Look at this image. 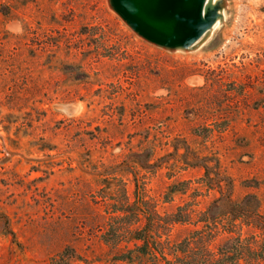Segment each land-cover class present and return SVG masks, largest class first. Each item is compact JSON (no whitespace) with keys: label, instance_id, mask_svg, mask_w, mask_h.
Masks as SVG:
<instances>
[{"label":"rangeland","instance_id":"1","mask_svg":"<svg viewBox=\"0 0 264 264\" xmlns=\"http://www.w3.org/2000/svg\"><path fill=\"white\" fill-rule=\"evenodd\" d=\"M224 2L167 50L107 0H0V264H137L117 259L134 197L194 216L256 197L241 233L263 249L264 0Z\"/></svg>","mask_w":264,"mask_h":264},{"label":"trees","instance_id":"2","mask_svg":"<svg viewBox=\"0 0 264 264\" xmlns=\"http://www.w3.org/2000/svg\"><path fill=\"white\" fill-rule=\"evenodd\" d=\"M256 211V197H242L238 201L228 198L226 203L215 198L195 216L187 205L160 214L151 201L134 197L126 202L124 216L132 218V224L141 223L128 231L131 245L124 246L117 259L137 264H254L264 260V247L258 251L247 243L249 238L242 237L241 226ZM183 223L195 228L183 238L171 240L172 226Z\"/></svg>","mask_w":264,"mask_h":264},{"label":"water","instance_id":"3","mask_svg":"<svg viewBox=\"0 0 264 264\" xmlns=\"http://www.w3.org/2000/svg\"><path fill=\"white\" fill-rule=\"evenodd\" d=\"M144 40L167 50L200 46L224 18V0H107Z\"/></svg>","mask_w":264,"mask_h":264}]
</instances>
